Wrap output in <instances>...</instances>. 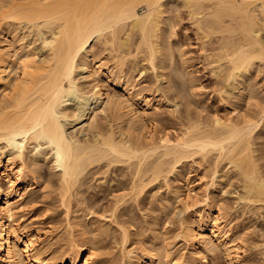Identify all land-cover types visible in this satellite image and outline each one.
Wrapping results in <instances>:
<instances>
[{
  "label": "bare ground",
  "instance_id": "1",
  "mask_svg": "<svg viewBox=\"0 0 264 264\" xmlns=\"http://www.w3.org/2000/svg\"><path fill=\"white\" fill-rule=\"evenodd\" d=\"M206 1L203 0V3L201 0H0V264H101L92 259L89 241H84L83 238V241L79 242L74 239L75 234L69 240V249L60 253L59 258L54 259V256L51 258L49 255L45 257L43 247H36V243L32 241L34 237L39 240L40 236L35 234L27 236L23 230L24 226L18 222L19 217L16 218L19 208L27 203L26 191L37 184L38 179H43L42 184H55L60 206L64 208L65 213L67 211V215H70L68 212L72 201L78 206L79 201L83 199V192L80 191L83 186L82 177L88 173L87 169L92 166L98 167L101 163H104L102 166H106L105 172L107 170L115 172V169H109L112 165L126 164L127 173L122 172L124 181H121L132 197L129 200L132 199L131 203L136 205L145 198V194L155 191V187H158L156 185L160 182L166 189L163 192L168 190L169 194L171 189L169 180L178 174L177 167L181 166L184 160L197 156L210 162L211 156L215 165L225 162L227 166H231L233 172L239 174L240 178L235 176L237 174L234 175L242 182L237 181L241 185H238L240 190V193L237 191L238 200L249 204L248 208L249 206L255 208L252 210L247 208V212L252 211L248 213L253 214L256 209L257 212H264L262 210L264 170L262 169V174L260 165L255 162L253 155H250V150L254 149L251 137L256 131L258 133L261 127L263 131L264 127V88L261 92L257 90L261 88V84L264 85V76L261 77L263 83H257L255 80L257 78H252L249 71L253 65H257L258 69L261 67L264 69V0ZM141 4H144L147 10L140 15L136 9ZM170 8L178 15V10L185 9L186 16L188 14L187 18L190 19L188 20L195 26L193 30H196V35L199 34L204 41L208 42L206 39L211 41L213 34L214 48L211 45L212 41L211 46L203 40L202 44L209 45L214 50L216 47L217 51L219 48L221 54L216 53L218 56L221 55L219 58L217 55V58L211 55V58H216L215 64H218L216 71V65L212 61L214 71L219 74L225 73L221 77H225L223 83L226 82V86L227 82L229 87L233 84L229 91L223 87L219 95L220 101H225L229 104L227 106H230L228 118H219L213 114H209L207 118V111L211 110H208V106L205 107L204 102L201 104L202 100L199 105L200 99L196 104L198 108L203 106L207 108L204 110L207 112L206 120L203 121L199 115L194 118L196 112L191 116L192 109L189 110L188 107L193 104L191 100H194L188 98L186 88L189 83V88L196 87L191 86L192 81L189 77H185L188 74L184 76L180 74L182 71L179 72L180 68L176 66L178 60L172 61V52L175 49L174 52L178 54L181 63H178L181 65L178 66L184 67L186 62L175 33V27L179 22L176 26L172 24L175 23L173 22L175 19L170 20V17L176 13L171 14ZM164 14L171 16L164 17ZM135 35L138 39L134 37ZM28 37L31 40L25 43ZM133 37L135 41L137 40L134 48L131 47ZM94 40L97 43L101 42L100 46L105 50L104 53L116 52L112 53L117 57L113 58L114 62L109 68L106 63L93 57L94 45L91 47V43L95 42ZM35 43L41 45V51L44 50L40 60L37 59V49L33 47ZM131 48L137 51L136 54L130 52ZM140 51L141 55L145 56L143 60L147 62V66L149 65L148 68L151 67L153 72L158 69L157 72H160L166 81L167 85H163L166 88L163 87L162 91L163 95L172 92V99H175L173 105L175 107L172 108L175 110L176 101L185 107L183 119L177 118L182 120L178 123V130L175 128L177 136L176 138L173 136L174 140L170 139L169 133L165 130L161 132L164 135L155 138L154 135L158 132L149 124L158 120L155 118L158 114L154 113L157 111L158 100H153L155 99L153 96L138 97L139 91L134 90L132 85L134 82L132 84L127 82L129 72L122 69L126 63L129 64L128 60L131 58L133 61L131 63L130 60V63L136 66V57ZM127 56L130 57L127 59ZM78 70L82 72L80 75L77 74ZM123 71L127 75H124ZM82 78L84 83L88 84L89 90L83 88V83L80 82ZM254 82L259 87L255 88L257 84ZM109 86L120 87L123 91L122 97L121 94H114V98H110L111 94L108 95L109 92L106 90L107 88L109 90ZM162 91L160 90V93ZM194 93V96L199 95ZM88 96L90 99L84 102ZM172 99L166 100L171 104L169 101ZM101 101L105 102V106L107 105L112 112L107 111L115 115L112 122L116 124H111L113 127L110 126L112 128L108 131L97 123L98 114L105 112L104 109L96 110ZM68 102L72 104L67 105ZM165 102L164 105L167 104ZM78 108L83 113L81 118H84L80 121L81 132H90L92 135L90 139L80 140L64 132L66 123L77 121L73 119V113ZM199 113L201 114L200 111ZM205 114L202 115L204 119ZM114 127L117 130L115 128L114 131ZM260 131L259 134L263 133ZM44 146L52 158L51 167L57 170L58 179L55 182L49 178H42L40 159L27 160V155L31 151ZM257 148L260 149L259 146ZM253 152L255 151L252 150ZM13 160H16V166H13ZM6 182L9 183L8 188L5 186ZM117 182L119 186L122 184L120 181ZM181 188L186 193L183 192L181 195L180 190L175 188L173 192L179 193L178 201L180 199L186 203L200 192H193L190 182L186 180ZM167 196L170 195L164 197ZM119 197L123 199L125 196L117 198ZM117 202L118 207L119 200ZM244 202L245 207L247 204L244 205ZM124 206V209L130 208ZM202 216L197 212L192 222L187 218L181 221L180 233L186 243L185 246L187 245L188 254H181L178 259L170 258L171 248L164 244L166 240L163 239L162 242L159 240L160 243L154 242L153 247L150 245L154 253L151 250L150 253L142 249L128 250L126 247L124 249L130 234L125 227L122 230L120 228V242L123 245L122 251L120 250V264H207L203 251L205 255L207 252L212 255L214 253L212 251H217L219 246L224 248V253L228 257L230 242L223 239V231L211 224L209 226ZM261 216H264V213ZM73 220L75 221V218ZM82 222L78 217L71 226H69L71 222L68 226H73V229L76 226L81 232L87 227ZM197 246L203 251L198 250ZM263 250L264 248L260 251ZM261 253L264 256V251ZM231 256L230 254L229 258ZM210 264H215V261Z\"/></svg>",
  "mask_w": 264,
  "mask_h": 264
},
{
  "label": "rangeland",
  "instance_id": "2",
  "mask_svg": "<svg viewBox=\"0 0 264 264\" xmlns=\"http://www.w3.org/2000/svg\"><path fill=\"white\" fill-rule=\"evenodd\" d=\"M201 2H203V0H201ZM206 3L207 1L205 2V4ZM171 7L174 8L173 6ZM170 9L169 11L171 12L172 9L171 10ZM146 10L147 8L145 7V5L141 4L137 7L136 12L141 15V14H144ZM181 10L182 8L178 10L179 12V15H178V13H176L173 9L171 14L173 12L176 13L178 15V18H176L177 17L176 14L174 15L175 17L172 14V17H170V20H172L171 18L178 20V21L173 20V22H175L176 24L172 23L171 21V23L174 24L175 26L179 22L178 25L175 27V33H176L177 38H179L181 50L184 52L183 58L185 59L186 62L184 64V67L178 66L181 63L179 62L178 54L174 52L175 49H173L174 50L173 52L175 54H173L172 52V56L175 57V58L172 57V61L174 62L175 59L178 60V61L175 60V62L177 61V65L176 64L175 65L178 67V69L180 68L178 70L179 72L182 71L180 74L182 76L188 74V76H185V77L186 78L189 77V79L192 81L191 86L194 85L197 88L196 89L192 87L194 91H191L193 89L189 88L190 83L187 84L188 87L186 86L187 96L190 100L193 98L194 101L191 100V102L195 104L194 105L195 109L193 107V104H190V107H188L189 110L194 109L193 110L194 112L192 110L190 111L191 116H193L194 115L193 113L196 112L195 113L196 115L194 116V118L199 115V118H202L203 121L206 120L207 115H208L207 118H209V114L216 115L219 118L220 117L224 119L228 118L230 116L229 112L231 111L230 106H227L228 103H226L225 101L224 102H222V100L220 101L219 95L221 92L220 90H222L223 87L225 88V90L228 89L227 91H229L231 90L232 88L231 86L233 84H230L231 86L229 87V84L227 82V86H226L225 85L226 82L223 83V81H225L224 80L225 77H221V75L224 76L225 73L224 72H223L224 74L216 73L218 64L217 63L215 64V62H217L215 59L221 56L220 50L218 48L219 46L217 45L219 52L216 50V47H215V50L210 47L213 43L215 44V41L213 39V34L211 36L212 39L210 38L212 43L209 39H206L208 40L207 42V41H204L205 40L204 38H203L204 40L201 39V37L198 36L199 34L196 35V30L195 31L193 30L195 29V26H192L191 25L192 21L190 23L189 17L187 18L188 14L186 16V13H185L186 10L185 9L182 11ZM166 11L168 10L166 9ZM169 14L168 16L167 14H164V17L171 16ZM134 37L136 38V35ZM134 37L132 40L133 46L131 45V47L133 48L135 46L134 45L135 42L137 41V40L136 41L134 40L135 39ZM136 39H138V36ZM30 40L31 39H29V37L28 39L26 38L25 43H29ZM202 40L204 42L209 43V45L211 43V45L210 46L203 45ZM215 40H217L216 37H215ZM100 43L101 42L97 43L96 41L91 43V47L94 45L93 50H92L93 52L91 51L93 53L92 55L97 61L101 60V62L106 63L109 68V66H112L114 59L117 57V55H115L116 57L114 56L116 52L115 53L112 52L114 53L113 55L112 53L109 54L108 52L104 53L105 50L102 49V47L100 46L101 45ZM39 44H36V43L33 44L34 45L33 47L35 48V50L37 49L36 52L39 54V55L37 54L38 56L37 59H39L44 54V50L43 49H42L43 51L40 50L41 45ZM31 47L32 46H30L29 49H31ZM135 51L136 50L132 49L130 52L136 54L137 51L136 52ZM138 53H140L139 55H141L142 52L140 51ZM216 53L217 54L220 53L219 56ZM139 55L138 57H136L139 62L135 58L136 66H134L135 64L133 65L131 64L133 60L132 58L131 59L129 58L131 60V63H130V60H128L129 64L126 63L123 66L124 68H122L124 71L127 70L126 71L127 73L129 72L128 73L129 76L127 77V82L128 83L130 82L131 84L132 82H134L132 85L134 86V90L136 89V91H139L138 97L140 96V97L146 98L149 96L151 97L153 96L155 97V99L153 100H158L157 102L161 104V105L158 104L157 111L154 112L158 114V116L157 117L155 116V118L158 120L160 119V120L159 121L157 120L158 122L154 121L153 124L151 123L149 124V126L153 125L154 129L158 132V133H155L154 135L155 138L156 137L158 138L159 136L164 135V133H161V132H164L165 130V132L169 133L168 135L170 139L174 140L173 136H175L174 138H176L177 136V132L175 130L176 129L178 130V123L181 122L185 114V107L182 106L180 102L176 101L177 106L175 110L173 109L175 107V106L173 107L175 103V99L174 98L172 99V92H168V93L166 92V94L164 93L163 95V91H162L163 90L162 88L164 87L163 85L165 86L167 85L163 76L161 77L160 72H157L158 69H155L156 71L154 70L155 72H153V70L150 69L151 67L148 68L149 65L147 66V62L143 60L145 59L144 58L145 56H143V54L141 56ZM211 55L213 56L215 55V57L217 55V57L211 58ZM130 56H127V59ZM212 61L213 62L215 61L214 64L216 65L215 66L216 69L213 67L214 64L212 63ZM218 63L220 65L222 64L220 62ZM130 64L133 66V68L132 66L131 67L129 66ZM126 65L129 67H127ZM214 69L216 71H214ZM249 71H251L250 75L252 74L251 75L252 78L258 79V80L255 79L257 83L258 82L263 83L261 77L264 76V69L262 67L258 69L257 65H253V68H250ZM81 73L82 72L80 70L77 71V74L80 75ZM124 75H127V74L124 72ZM130 77L132 78V80ZM159 77H161L162 81L160 80ZM128 78H130L129 81H128ZM156 78H159L158 80H160L161 82L158 81ZM81 80L80 82L83 83V88L85 90H89V87L87 88L88 84L86 85V83H84L85 81H83L84 80L83 78ZM160 86L162 87L159 88ZM260 86L261 88L257 84L255 88L259 87V89L257 90L261 92L264 88V85L261 84ZM106 90L109 92V93L107 92L108 95L111 94V96H109L110 98L113 97L114 94H118V95L121 94L120 97H122L121 92L123 91L118 86H109V90L108 88ZM160 90L162 91V93H160ZM197 90L198 92H196ZM194 92L199 95L194 96L193 95ZM235 93H237V91H235ZM245 94H247L246 91H245ZM165 96L167 97L165 98ZM159 98L161 99L159 100ZM88 99H90V96H88L84 102H87ZM166 99H169V100L172 99L173 102L172 101H169V102L173 104L172 105L169 104ZM199 99H200L199 105L203 104L204 102L205 107L208 106L209 108L208 110H211V111H207L208 113L205 112L207 108L205 109L203 105H202L203 107L201 106L202 108L200 107L198 108V105H197L198 103L196 101H198ZM201 100H202V103H201ZM164 102L167 104L164 105ZM69 103L70 102H68L67 105L72 104V103L70 104ZM104 103L105 102L101 101L100 104L96 106V110L101 111L102 109H104L105 111V112L102 111V113L98 114L97 123H99V126L102 129L108 131L113 127L115 123V122H112L113 118L115 119V117H113L115 115L114 113L113 114L109 113L111 110L108 109L107 108L108 106L107 105L105 106ZM243 103L244 102H242L241 104ZM243 106L245 107L244 104L242 105V107ZM169 107L170 108L173 107L172 108L173 111ZM75 110L76 112L74 111L73 113L74 114L73 119L74 120L76 119L77 121L73 122L71 119L70 121L72 122H69L70 124L66 123V125H64V132L68 136H71V135L76 136L80 140H83V139L87 140L88 138L90 139L92 137L91 133L81 132V129H80L82 125L80 124V121L84 119V118L83 119L81 118L83 113L79 111L80 110L79 108L78 110L77 109ZM107 110H109V112ZM199 111L201 112V114L200 113L198 114ZM205 113H207V115ZM204 114H205V119L203 117ZM177 118L179 119L182 118V119L179 120ZM176 121L177 123H175ZM115 128L116 127H114V131H115ZM261 129H259V131ZM259 131L258 133L256 131L253 134V135H257L259 138L253 135L251 137L253 140V142L251 140V144L254 145V149L252 148V145L250 144L252 150L255 151L257 155L255 154V152H253L254 153L253 154L252 150H250L251 151L250 155L251 156L253 155L252 157L255 159V162L258 163V165H260L259 168L261 169L260 171L262 172L264 170V156H263L264 155V137H263L264 135L262 136V134L264 133V127H263V131L261 130L263 133H261L260 131L261 134H259ZM119 136L120 135H118V137ZM256 145L260 147V149L257 148L258 146L256 147L258 149L257 150L258 152L256 151V148H255ZM28 158L29 159L38 158L41 160L42 178H49L51 181H54V182L57 181L58 179L57 170L51 167L52 158L48 152V149L45 146L40 148L39 150L31 151L30 154L27 155V160ZM210 158H212V160ZM210 158L209 160L211 161L209 162V161H206L205 159L204 161L198 158L197 156L189 157L188 159L184 160V162H182L183 164L181 163V166L179 165L177 167L178 174H176V176H173L169 180L170 182L168 184H170L171 186L170 193L175 191V189H179L181 195L183 194V192L186 193L184 189L182 188L180 189V186L182 185V183H184L185 180L190 182V186L194 189L193 192L200 191L197 195L192 196L187 203L185 201H181L180 199L178 201L177 196L179 195V193L174 194L173 192L172 194H170L168 192L169 194H167L168 190L163 192L166 189L164 188L165 186L162 187L163 184H161L160 182L159 183L160 185L157 184L156 186L158 187H155L157 190L154 188L155 191H151V194L149 192L150 195L145 194L144 195L145 198L141 199L140 200L141 202L138 201L140 204L137 202L138 204L136 203L137 205L136 206L135 204L131 203L132 199L129 200L132 197H130L131 195L128 194L129 192L127 190V187L123 185L122 183V181H124V178L123 176H121V174L122 172L127 173L125 169L126 164L112 165L111 167H109V169H115V172L114 170H111V171L107 170L105 172L106 166L105 165L102 166L101 164H104V163H101L100 164L101 166L100 165H99L100 167L98 166L100 169L97 166L95 167L92 166L90 167L89 170L87 169L88 173H86L85 176L82 177L83 186L81 185L82 188L80 187L81 188L80 191L83 192L82 194L83 199L79 201L78 206L74 203V201H72V206H70V210L68 212L70 215H67V211L65 213L64 208L62 209V207L60 206V203L58 201V197L56 194L57 192H56L55 184L54 185L53 184L51 185L48 183L42 184L43 179H38L37 184H35L29 190L26 191L25 196L27 198V203L23 204L19 208L16 218L19 217L18 222L22 224V226H24L23 230L25 234L26 233L28 234L27 236L31 234L40 236L39 240H36V237H34L35 239L32 241L36 243V244L34 243L36 247L37 246L43 247L45 257L49 255L50 257L54 256V259L59 258L60 255L64 253V251L66 252L69 249V246H68L70 242L69 240H71L70 238L74 236L73 234H75L76 238L74 236V239L79 240V242L83 241V238H85L84 241H89V243L91 244V248H92L91 249V252L93 254L92 259H94V261L97 260L101 264H120V261H121L120 250L121 248L123 249V245L120 242L121 241L120 231L122 230L123 227H125V229H127L128 231L127 233L130 234L127 240L126 246H124V249L125 247L128 250L130 248L131 249L135 248L136 250L142 249L145 252L146 251L150 252L151 250L154 253V251L152 250L153 249L152 247L155 243H157V241L159 242V240L161 239V242L163 240L164 241L166 240L165 243L164 242L163 243L166 245H169V248H171L170 258L178 259V257L181 256V254L182 255H185V253L186 255L188 254V252H186V250H188L187 245L185 246L186 243H184V241L182 240V237H181L182 235L180 233L181 232L180 225H182L181 221L184 220V218L185 219L187 218V220L192 222L193 219H195L194 217L195 214L197 212H200L201 215H203L202 218H205L204 219L205 221L207 220V223L209 226L211 224V226L213 225L216 228L218 227L221 232L223 231V236H224L223 239H225L226 241L228 240V242H230L231 244L229 246L231 247L230 252H228L229 256L230 254L232 256L233 254H236V256L234 255L233 257L231 256L229 258V256L227 257L226 253H224L225 252L224 248L219 246L217 248V251L216 250L212 251L214 252L212 253V255L216 254L213 257L211 253H209L210 254L209 255L208 252L205 255V251H203L202 248L197 246L198 250L203 251V254L207 260L206 261L207 264L209 262L213 263V261H215V264H230L231 260H233L231 264H236V263L237 264H264V258H262L264 257L262 255L263 253L260 254V252L264 251V250L260 251L264 248L263 247L264 243L262 244V242H264L263 241L264 234H262V231L264 232V228H262V226L264 227L263 225L264 216H261V214H263L264 212L258 211L260 212L258 213L257 212L258 209H256V211L254 210L257 214H260L262 218H260V216L255 214L254 211H253L254 212L253 214H250L252 211H248L250 212L248 213L247 208L249 204L242 201L241 199L238 200L239 194L237 191H239L240 193L239 186H241L237 182V181L239 182L241 181V179L239 180L240 178L239 174L236 172H233L232 171L233 169L230 168L231 166L230 167L229 165L227 166L225 162H222L221 165L220 163L215 165L213 157L210 156ZM262 158L263 160H261ZM12 163H13V166L17 165L16 160H13ZM222 164L225 166L223 167ZM115 166L117 168H115ZM122 167L123 169L121 170L120 168ZM234 175L238 176L239 178L238 177L235 178ZM110 180L112 181L110 182ZM114 180L120 181L122 184L119 186L117 185L118 182L116 183V181ZM5 186L8 188L9 183L6 182ZM172 187L175 189H173ZM181 190H184V191L181 192ZM176 191L178 192V190ZM122 195L123 197L124 196L125 197L123 199L119 197L122 199V201H120L121 199L117 197L122 196ZM165 195H170V196H167L165 198L164 197ZM116 200L117 201L119 200L120 206L118 207H117L118 202ZM144 202L145 204L143 205ZM243 202H244V205L245 203L247 204L245 205V207L243 206ZM124 205L130 208L124 209L125 207ZM250 208L251 210L255 209L249 206L248 209ZM122 212H125V213L121 215ZM67 216L68 218L70 217L71 219L70 218L68 219ZM78 217H80L81 222L83 221L82 222L83 225L84 223H85V226L87 225V227L85 228L87 230L84 229L83 231L79 232L78 227H77L78 229L76 228V226L74 227L75 229L72 228L73 226L69 227L73 224V222L76 221V219H78ZM256 217H258V219ZM74 218H75V221L73 220ZM68 220H70L71 224L70 222H68ZM70 228H72L73 230ZM120 228L121 230L119 231ZM261 236L263 238H261ZM150 245H152V247H150ZM233 247L235 250L233 249ZM215 257L216 259L214 260ZM211 260L213 261L211 262Z\"/></svg>",
  "mask_w": 264,
  "mask_h": 264
}]
</instances>
